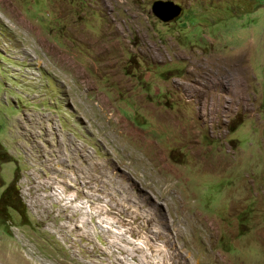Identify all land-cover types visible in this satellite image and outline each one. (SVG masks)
<instances>
[{
    "label": "rangeland",
    "instance_id": "obj_1",
    "mask_svg": "<svg viewBox=\"0 0 264 264\" xmlns=\"http://www.w3.org/2000/svg\"><path fill=\"white\" fill-rule=\"evenodd\" d=\"M0 264H264V0H0Z\"/></svg>",
    "mask_w": 264,
    "mask_h": 264
},
{
    "label": "water",
    "instance_id": "obj_2",
    "mask_svg": "<svg viewBox=\"0 0 264 264\" xmlns=\"http://www.w3.org/2000/svg\"><path fill=\"white\" fill-rule=\"evenodd\" d=\"M152 12L162 22H170L181 14L182 9L171 1H158L154 3Z\"/></svg>",
    "mask_w": 264,
    "mask_h": 264
},
{
    "label": "bare ground",
    "instance_id": "obj_3",
    "mask_svg": "<svg viewBox=\"0 0 264 264\" xmlns=\"http://www.w3.org/2000/svg\"><path fill=\"white\" fill-rule=\"evenodd\" d=\"M35 122V121H34ZM36 127V126H35Z\"/></svg>",
    "mask_w": 264,
    "mask_h": 264
}]
</instances>
